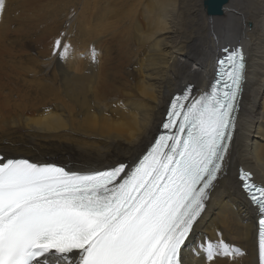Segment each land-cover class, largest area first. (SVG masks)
Returning a JSON list of instances; mask_svg holds the SVG:
<instances>
[{
    "label": "snow or ice",
    "instance_id": "obj_1",
    "mask_svg": "<svg viewBox=\"0 0 264 264\" xmlns=\"http://www.w3.org/2000/svg\"><path fill=\"white\" fill-rule=\"evenodd\" d=\"M64 35L52 43L62 61L71 54ZM220 51L212 82L171 97L162 131L133 163L76 171L0 156V264H185L184 249L225 173L246 81L243 46ZM91 58L97 62L95 48ZM237 179L258 212L264 264V183L242 167ZM194 254L204 264H232L243 252L217 231Z\"/></svg>",
    "mask_w": 264,
    "mask_h": 264
},
{
    "label": "bare ground",
    "instance_id": "obj_2",
    "mask_svg": "<svg viewBox=\"0 0 264 264\" xmlns=\"http://www.w3.org/2000/svg\"><path fill=\"white\" fill-rule=\"evenodd\" d=\"M97 1L98 6L101 5L104 10L111 5L116 6L117 2ZM202 2L203 0L160 1L163 9L157 13L152 12V19L145 23L143 30L140 28L141 33L135 29L134 35L138 41L134 42L138 44L139 51L141 49L142 56L134 59L130 56L137 66L135 74L138 73L137 76L134 75L133 96L129 93L126 98L115 96V100L108 101L106 105L100 103V82L96 78L95 63L92 59L88 60L91 57L84 61L71 57L72 54L80 53V47H71L70 57L65 60L64 66L58 58L42 62L44 68L52 66L58 73L63 94L74 104L75 109L69 105L67 115L48 108L41 110L39 104L42 103L26 106L27 102H22L23 104L16 106L19 114L0 117V131L3 132H0V154L5 158H29L34 162L59 163L45 159L55 157L63 162L61 165L66 164L67 166H63L76 171L101 169L118 161L133 163L158 132L171 96L181 92L186 84H195V90L207 88L213 77L212 64L218 57L216 53L226 45L240 44L246 53L247 71L237 130L225 173L210 193L207 210L184 249V259L185 264H204L203 257L194 254V250L203 242L201 236L214 240V235L219 230L226 241L243 252L232 264H256L255 211L248 206L241 194L236 177L240 166L252 172L257 183H264V0H229L223 6L222 14L216 17L206 15ZM25 3L27 1L5 0V9L0 12L1 46L6 29L15 25L12 15ZM95 3L96 0H90L85 6ZM172 14L176 15L177 21L185 29L173 26L169 17ZM32 16L35 18V15ZM87 18L88 21L91 20L90 17ZM188 28L193 35L186 33ZM84 30L89 31V28L84 27ZM82 32L80 30L81 35ZM13 34L15 35L14 32L7 34V61L3 59L0 48V82L6 79L10 86L17 84L19 67L24 64L19 62L18 43ZM219 34H223L220 42L214 45L215 36ZM26 63L30 65V61ZM43 67H40L38 73H42L40 71ZM26 69L28 72V67ZM88 84L91 85L89 92L86 90ZM2 88L3 83H0V90ZM14 89L10 87L9 90L12 92ZM83 92L90 93L93 102L85 101ZM6 101L7 104L10 103L7 99ZM47 109L48 111H43ZM74 110L77 116H70ZM21 130L26 132V136L6 137L7 134L14 135ZM67 133L80 134L83 138L95 141L91 144H76L73 148L58 147L59 144L50 143L54 139L60 141L59 137H64ZM5 141L8 142L6 146ZM21 147L27 150L24 151ZM122 158L124 159L121 160ZM218 264L229 262L221 260Z\"/></svg>",
    "mask_w": 264,
    "mask_h": 264
},
{
    "label": "rangeland",
    "instance_id": "obj_3",
    "mask_svg": "<svg viewBox=\"0 0 264 264\" xmlns=\"http://www.w3.org/2000/svg\"><path fill=\"white\" fill-rule=\"evenodd\" d=\"M24 1H27V3L23 4L19 11H15L12 15L15 18V25L11 29H6L5 36L2 34L3 39L0 48L4 55L3 59L5 61L8 60L9 39L7 34L14 32L15 35H13L18 43V59L19 62L25 65L22 64L19 67V80L16 85L10 86L6 79L0 82L3 83V88L0 90V117L19 114L20 111H18L19 109L16 106L23 104L25 101L27 102L26 106L42 103L39 104L40 108L38 106L35 107L41 110L48 108L55 112H62L63 114H69V105L75 109L74 104L63 94L60 77L57 76L58 73L52 66L46 69L41 64L50 58H53V60L58 58L52 55V43L60 33L65 34L63 37L65 43L69 41L71 47L82 48L80 53L72 54L71 57L74 60H86L87 57H91V49L95 48L97 59L95 73L96 78H99L100 82V92L98 93V101H101L100 103L106 105L108 101H114L115 96L126 98V95H129V93L132 96L135 94L134 75L137 76L138 73L135 74L137 66L130 59V56L132 55V59L136 56H142L141 49L139 51L138 44L134 42L135 40L138 41L137 36L134 35L135 29L138 30V33H141L145 23L152 19V12L157 13L163 9L160 1L165 3V0H117L116 6L111 5L105 10L101 5L98 6L97 0L94 5L87 7L85 4L90 0ZM37 5L39 6L37 7ZM34 12L36 13L34 14ZM32 15H35V18ZM87 17H90V21L93 23H90ZM149 17L150 19L148 20ZM169 17L174 27L177 26L180 29H185L182 23L177 21L176 15L172 14ZM6 24H8L7 19ZM84 27H88L89 31L84 30ZM140 28L142 29L140 30ZM80 30L83 31L82 35L80 34ZM187 31V34L190 32L193 35L192 31H189V28ZM222 35L215 36L214 45L219 44ZM144 49L146 48L144 47ZM82 50L85 51L83 52ZM26 61H30V65ZM58 61H61L64 66L65 60ZM26 67H28L29 73ZM40 67H43L42 71H40L42 73H38L41 70ZM88 85L86 86V90L89 92L91 85ZM10 87H14L15 89L11 92L9 90ZM120 91L122 93H119ZM82 95L85 96V101L93 102L90 93L83 92ZM6 99L10 101L9 104H7ZM48 109L43 111H48ZM60 109L65 112L60 111ZM76 109L78 110V108ZM70 116H77L75 110L71 112ZM25 133V131L21 130L20 133L17 132L14 135L7 134L6 137L16 138V136L20 135L26 136ZM79 135L67 133L64 137H59L61 138L60 141L54 139L50 143L59 144L57 145L58 147L73 148L76 144L81 145L83 142L91 144L95 141ZM7 144L8 142L5 141L4 146ZM20 149L27 150L24 147ZM45 159L59 162L57 164L62 162L58 161L59 159L55 157H45Z\"/></svg>",
    "mask_w": 264,
    "mask_h": 264
},
{
    "label": "water",
    "instance_id": "obj_4",
    "mask_svg": "<svg viewBox=\"0 0 264 264\" xmlns=\"http://www.w3.org/2000/svg\"><path fill=\"white\" fill-rule=\"evenodd\" d=\"M228 1L229 0H203L202 7L207 16L216 17L222 14L223 6H225Z\"/></svg>",
    "mask_w": 264,
    "mask_h": 264
}]
</instances>
